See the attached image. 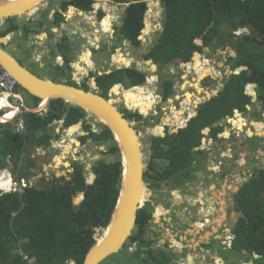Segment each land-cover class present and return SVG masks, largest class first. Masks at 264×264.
I'll return each mask as SVG.
<instances>
[{"label":"flooded vegetation","instance_id":"obj_1","mask_svg":"<svg viewBox=\"0 0 264 264\" xmlns=\"http://www.w3.org/2000/svg\"><path fill=\"white\" fill-rule=\"evenodd\" d=\"M139 1L144 2L145 5L147 3L145 0H42V3H46V8L43 10L39 8L38 13L34 12L29 14V16H22V23L18 24L14 21L16 17L0 19L1 31L10 28L6 33L0 35V43L11 49L12 54L16 56L18 61L21 64L23 62L32 72L46 75L53 80L78 84V86L86 85L90 87L92 79L96 82V75H100V72L103 73L108 69L112 71L122 68H133L135 71L142 73L144 76L142 83L127 89L121 85L120 87L123 93H127L130 99L134 100L129 105V107H133L130 110L133 115L129 117L133 122V127L138 130L140 129L139 125H145L147 127L144 131L145 133L141 130L139 131L143 133V136L147 135L149 137L147 143L149 145L147 147L149 153L148 161L143 174L144 180L148 182V192L145 195L142 207H145L150 213V219H148L141 233L137 225L138 223L135 221V225L131 231V236L135 238L131 241L127 238L121 250L125 248L128 252H135L142 248L146 249V246L140 245L141 238H143L146 241L151 240V243L147 247L152 249L157 257L166 258L170 256L171 258L172 256L170 261H173V264H178L180 259H182L180 262L186 263L187 261L185 259L183 260L187 255L185 248L179 250L167 238L166 240L163 239L157 242L156 235H159L166 227L164 228L163 225L157 226L155 224V221H157L155 206L158 202H161V204L164 202L162 207L170 206V212L166 214V218L169 215V230L172 234H175L178 229L182 231L184 227L190 224L195 225L197 223L195 226L197 227L199 223L204 222L201 218H198L201 214L199 196L202 195L201 192H203L204 188V190L209 191V201L213 207L215 206V202L211 199L210 190L213 189L216 191L221 188L226 193L225 207H233L235 183H230L229 177L231 176L232 180L234 178V165H243L247 161L246 166H244L246 171L242 173L244 177L245 175H250V173L252 175L259 168L258 159L264 156V141H260V139L264 140V100L258 99V89L254 84L251 86L252 91L248 90V84L250 83L246 84L244 93L250 96V102L246 104V111L242 113L237 109H232L233 113L231 115L225 114L210 124L198 127V131L203 136L198 145L190 148V154L194 158L192 162L194 163L188 174L176 171L177 173L175 175L160 179V176L167 175L169 160L152 157V139L155 137H168V140H172L180 129L187 127L190 121L201 113L213 97L220 96L218 93L224 89L228 76L242 70L239 66L232 68L231 60L236 56L234 41L237 36H241L244 33L240 30L237 31L238 25L236 27H225L223 34L224 40L221 43L214 40V45L212 46L202 45L201 39H194L195 44L200 45L202 48L195 50L189 61H174L173 59L165 63H155L152 58L146 57V54L149 53L153 44L157 42V37H159L163 30L164 25L162 27L159 25L162 21L164 22L165 14L162 0H159V3L157 0H153V5L149 7L148 13L144 14L146 20L145 23L143 20L142 29L137 36L139 43L142 42L140 46L135 44L131 38L121 37L119 32V28L126 14V8L130 4ZM155 3L160 13H162L163 19L161 22L157 21L158 23H155L157 24L156 26L153 24V31L147 33L143 28L149 25L147 18L152 12V7ZM87 5L89 6L88 8H86ZM70 21L75 22L73 26L69 25ZM14 24L16 26L15 28L13 27ZM144 24L146 25L145 27H143ZM156 29L158 30L157 32H155ZM15 31L16 33L19 32L20 41L16 40V36L14 35ZM248 31L251 32L249 28ZM142 33L148 34L145 39L143 37L139 39ZM41 34H44V36ZM258 35L259 33L254 37V42H261V40H256ZM143 48L146 49L145 53L142 52ZM204 53L209 58L206 64H203L204 61L200 60V58L206 59L205 56L202 57ZM195 57H197V61L193 65ZM76 63L79 65H76ZM144 63L149 68L144 66ZM156 68L155 73L157 76H152V79H150L151 75L149 74V70ZM76 73L78 74L75 75ZM220 75L221 77H219ZM154 81H159V83L158 87L152 90L149 87L152 86L151 84ZM182 87L191 89L192 94L188 98L189 100H187V93L185 94V90ZM157 89L158 91H156ZM251 96L254 99L251 100ZM105 98L110 99L109 93ZM257 101L262 105L261 109L252 108L256 106ZM20 102L23 103L21 100ZM112 103L122 113H125V110H127L123 108V103L121 104L122 109L119 108V103ZM165 103L166 105H162ZM37 105L38 103L34 106ZM247 111L249 114H246ZM158 113L159 115L157 116ZM255 114H261L260 118L253 119V121L247 118V116ZM236 119L241 126L242 123L244 126L245 122H251L249 126L251 131L245 134L246 142L244 144L241 140L239 143L241 147H238V149L247 146L250 152H256L249 156L247 160H242V162L238 161V156H243L242 151L237 152L238 155H236L234 149L232 153L233 148L237 147L234 146L236 141L234 142L235 138L232 136L237 129L239 130L234 125ZM55 121H59L60 124ZM63 121L64 118L62 117L52 122L57 123V125L59 124V126L54 125L55 123L52 124L54 126V136L50 139L49 144L53 143V138H60L58 137L59 130L63 127H69V125H64ZM75 124L81 128L69 127L67 131L76 132V134L79 130L80 132L76 136V140L72 141V143L69 138L68 142L71 147L68 150L66 144H64L62 148L64 149V153L69 154L75 145H83L86 141H89L90 143H95V146L98 148L97 151L100 153L99 155L105 153L106 148H108L112 156L108 159H93L91 161L94 154L88 151L90 162L83 161L82 158L78 159L77 156H72L73 158L68 160V164H66V156L64 154L65 157H61L60 162L62 163L61 167L64 171L57 175L56 170L59 167L56 168L58 166L56 163L59 160L46 158V156L50 155L48 154L49 150L45 149L49 144L45 146L31 145L28 149L30 152L27 154L32 158L34 166L29 167L27 160H22V181L25 184L35 185L39 189L63 185L72 178L75 168L79 165L85 184L90 185L95 182L98 175L96 167L101 162L110 163L115 160L116 153L119 156V151L115 145L116 141L112 133L103 141L98 142V140L93 139L92 135L100 134L107 128H104L98 121H94L90 114L85 112L83 121ZM217 126L221 127V130L217 131L215 136H212V130ZM224 129H228L230 132V135L229 132L227 133V137L230 136L227 144L228 147L226 145L220 147L214 142L218 138L222 139V136L224 137L226 134ZM56 133L58 134L55 135ZM205 134L208 136L205 138L208 141L203 139ZM211 144H214V146L211 147ZM142 146L144 148L143 144ZM38 148H41V151ZM70 154L73 153L71 152ZM219 154L221 156L223 155L224 159H218L217 156ZM203 164H206L208 171L203 168L205 166ZM33 168L37 169V173L34 172ZM27 169L29 172H27ZM88 171H92V181L90 182L87 181V177L85 176ZM175 176L176 178L174 179L173 177ZM223 177L226 178L221 180ZM201 180H204V182ZM223 184L224 187L221 186ZM82 193L83 191L75 193L72 199L73 203L76 202L78 197L81 196L82 198L84 196V193L83 195ZM163 193L166 195L164 201L161 198ZM192 197H197V199H192ZM190 201H194L192 206L189 204ZM226 219H229V217L227 216ZM159 220L161 221V219ZM208 231L209 241L211 239H218L216 232H213L210 228H208ZM178 235L179 232L176 233L175 241H179ZM190 250L193 249L191 248ZM210 259L211 264H215L214 259ZM206 262L207 264L209 263L207 260ZM195 263L198 264L196 261ZM152 264H155V262H152Z\"/></svg>","mask_w":264,"mask_h":264},{"label":"trees","instance_id":"obj_2","mask_svg":"<svg viewBox=\"0 0 264 264\" xmlns=\"http://www.w3.org/2000/svg\"><path fill=\"white\" fill-rule=\"evenodd\" d=\"M162 5L165 9L163 30L146 54L155 63L173 59L189 61L193 52L202 48L195 44L194 39H201L202 45L212 46L214 40L221 43L225 27H236L244 23L251 31L237 36L234 41L237 54L231 60V67L243 68L239 73L228 76L224 89L218 93L220 96L213 97L187 127L174 135L175 139H152V157L169 160L167 175L160 176V179H165L178 171L188 174L192 168L194 158L190 154V148L198 145L203 136L198 127L210 124L225 114L231 115L232 109L242 113L246 111V104L250 102V96L244 93L246 84L250 83L249 91H252L251 86L254 84L258 89V99L264 100V0H162ZM88 7L87 5L86 8ZM145 10L146 5L142 1L130 4L119 28L121 37L131 38L138 46L140 43L137 36L142 29ZM7 30H2L0 35ZM257 33V38L261 40L258 43L253 41ZM196 61L197 57L194 58L193 65ZM143 81L142 73L133 68H122L96 75L95 83L99 93L106 97L115 83L130 87ZM69 84L76 86L71 82ZM17 87L21 89L18 85ZM80 87L88 89L86 85ZM31 97L34 99V106L39 99ZM140 110L142 111L141 108ZM84 113L82 108L58 98L50 99L40 111H23V131L13 129L14 120L0 122V168L11 164V171L22 177L23 159L27 160L29 167L34 166L32 158L26 154L29 146H45L50 143L54 136L52 122L63 117L64 125H72L82 122ZM125 114L129 117L133 115L128 110H125ZM70 127L79 128L77 124ZM219 130L221 127L213 128L212 136ZM109 136L108 129L92 135L98 142ZM96 170L98 175L90 185L85 184L77 165L72 178L63 185L39 189L35 185L26 184L22 192H2L0 264H27L18 253H14L16 248L34 256L35 264H82L86 252L95 243L96 229L106 227L111 217L119 190V157L110 163L101 162ZM78 191H83L84 196L80 202L73 203V196ZM263 196L264 167H261L234 194V210L240 212V216L233 227L232 248L238 251L244 249L259 256L261 260L252 264H264ZM148 219L150 213L147 209H139L136 222L140 233ZM133 238L135 237L131 236L129 240ZM150 243L151 240L141 238L140 245L146 246V249L128 252L124 248L109 255L100 264H110L113 260H120L118 264H126L128 260L134 261V264H167L172 259V256L157 257L147 247Z\"/></svg>","mask_w":264,"mask_h":264},{"label":"water","instance_id":"obj_3","mask_svg":"<svg viewBox=\"0 0 264 264\" xmlns=\"http://www.w3.org/2000/svg\"><path fill=\"white\" fill-rule=\"evenodd\" d=\"M157 1L159 3V0ZM39 8L41 10L46 8L42 0H0V19L16 17L17 22L22 23V16H29L34 12L38 13ZM162 19L163 16L160 13L158 21L161 22ZM73 23L75 22L70 21L69 25L73 26ZM159 25L162 27L164 22L162 21ZM139 39L141 38L139 37ZM142 52L145 53L146 49L143 48ZM0 64L16 80L22 90L37 97L40 104L43 102L41 106L39 104L36 107H27L26 111H40L46 107L50 99L60 98L65 103L82 108L92 116L94 121H98L112 133L116 141V148L119 151L121 164L118 195L108 224L102 228L105 229V232H101L103 235L99 239L95 237V243L88 249L82 262V264H100L102 260L108 259L109 255L117 253L123 248L125 241L132 234L137 212L142 207L148 192V182L143 178L146 169L141 144L143 133L133 127V122L129 116L119 111L116 105L99 93L94 79H92L90 87L84 90L78 84L75 86L64 81L50 79L40 73L36 74L29 70L30 68L23 62L21 64L12 54L11 49L1 43ZM109 72L111 70L108 69L103 73ZM103 73L100 72L99 74ZM117 85L120 86L121 84ZM121 86L124 88L123 85ZM58 139L53 138L52 142L56 143ZM39 150L41 151V148ZM204 189L199 200L200 212L201 209L210 210L213 207L209 201V191ZM194 198L192 197V199ZM193 202L190 201V206ZM201 220H205V218ZM184 259L187 261L186 263L178 264H196L192 256L189 258L185 256ZM168 264H173V261L168 262Z\"/></svg>","mask_w":264,"mask_h":264},{"label":"crops","instance_id":"obj_4","mask_svg":"<svg viewBox=\"0 0 264 264\" xmlns=\"http://www.w3.org/2000/svg\"><path fill=\"white\" fill-rule=\"evenodd\" d=\"M14 21L17 22L16 19ZM16 31L14 35L16 36V40H19L20 34L19 32L16 33ZM41 35L44 36V34ZM221 186L224 187V184ZM237 189L238 187L234 186L235 192ZM211 190L210 195L213 202H215V206L210 210L201 209V214L198 218H205V220H202L204 222H198L199 224L197 227H195L197 223H195V225L190 224L189 226L184 227L182 231L178 229L175 234H172L169 230V215L168 218H166V214L170 212V206L162 207L164 202L162 204L161 202H158L155 206V216L157 218L155 224H157V226L163 225V227L166 228L164 231L162 230L159 235H156L155 238H157V242H160L163 239L166 240L167 238L169 242L171 244L173 243L174 246H177L179 250L185 248L187 258L192 256L198 264H207L206 260L209 261L208 264H211L210 258H212V260L214 259L215 264H252L255 261H260L261 259L259 256L254 253L248 252L244 249L238 251L232 248V241L234 238L233 227L240 216V212L234 210V204L231 208L225 207L226 193L223 188L220 190L217 189L216 191L213 189ZM165 196V193L161 196L163 201L165 200ZM227 216L229 219H226ZM159 219H161V221ZM208 228L213 232H216V236L218 237L217 240L211 239L209 241ZM177 232H179V241H175ZM227 234L231 237V241L224 243ZM160 237H162V239H160ZM191 248L193 250H190ZM181 260L182 259H180V261ZM180 261L178 263H181Z\"/></svg>","mask_w":264,"mask_h":264},{"label":"rangeland","instance_id":"obj_5","mask_svg":"<svg viewBox=\"0 0 264 264\" xmlns=\"http://www.w3.org/2000/svg\"><path fill=\"white\" fill-rule=\"evenodd\" d=\"M145 2H147L146 3V10H145V12H144V14H147L148 13V9H149V7L152 5V3H151V1H149V0H145ZM154 17H156V16H153V17H151V18H149L150 20L151 19H158L157 17L156 18H154ZM159 17V16H158ZM143 20H144V23H145V20H146V16L144 15V18H143ZM151 23L152 24H154L155 25V23H158V22H155L154 20H151ZM146 25L144 24V26L143 27H145ZM110 27V26H109ZM143 29H145V28H143ZM159 29V28H158ZM241 29V31L242 32H249L246 28H243V27H241L240 28ZM158 30L156 29V31L155 32H157ZM147 35L148 34H145V33H142L141 35H140V38H142L143 37V39H145L146 37H147ZM257 38V37H256ZM257 41H259V38H257L256 39ZM144 42V41H143ZM142 43V42H141ZM115 47H117V46H115ZM113 52V51H112ZM203 56H205L206 57V54L204 53V54H202V57ZM208 59L209 58H207L206 57V61H208ZM200 60H202L201 58H200ZM148 61V60H147ZM147 61H144V62H147ZM148 63V62H147ZM76 65H79V64H77L76 63ZM144 66H146L147 68H149V66H147V65H145V63H144ZM156 70H157V68L156 69H153V70H149V74L151 75V78L150 79H152V76H157V74L155 73L156 72ZM220 70V69H219ZM221 71V70H220ZM79 72V71H78ZM78 73H76L75 75H77ZM219 77H221V75L219 76ZM179 82V81H178ZM158 83H159V81H154L153 83H152V86L151 87H149V88H152V90H155V88L156 87H158ZM113 88V87H112ZM183 88V90H185V94L186 93H190V94H192V91H191V89H189V88H187V87H182ZM156 91H158V89L156 90ZM18 92L20 93V95H19V97L21 98V99H24L25 101H26V103L27 104H25L27 107H32L33 106V102H34V99L31 97V95L28 93V92H26V91H24V90H22V89H18ZM109 95H110V101L111 102H117V103H119V108H121L122 109V107H121V104L123 103V108H127L125 105H128V107H129V105H131V103L134 101V100H132V99H130V97H129V95L127 94V93H123L122 92V88L120 87V86H117V88L115 89V92H114V88H113V90H110V93H109ZM28 99H29V101H28ZM154 99V98H153ZM252 99H254V97L253 96H251V100ZM38 105H39V102H38ZM162 105H166V103L165 104H162ZM165 107H167V106H165ZM261 107H262V105L257 101V103H256V106L255 107H252V108H257V109H261ZM10 109H14V108H12V107H9V110ZM127 109H129V108H127ZM130 110H132V109H130ZM130 110H128V111H130ZM246 114H249V112L247 111L246 112ZM159 115V113L157 114V116ZM260 116H261V114H255V115H252V116H247V118H249V120H251V121H253V119H258V118H260ZM243 117V116H242ZM246 118V119H247ZM241 119V118H240ZM57 120V119H56ZM242 120V119H241ZM3 121V120H2ZM55 122H58L59 124H60V122L59 121H55ZM54 122V123H55ZM242 122H243V120H242ZM53 123V124H54ZM235 123H239V121L236 119L235 121H234V124ZM250 121H248V123L247 122H245V125L243 126V123H242V126L241 127H238L239 128V130L237 129L236 131H235V133L234 134H232V136L235 138V140H234V146H237L236 148H233V150H232V153L234 152V149H235V151H236V155H238V153L237 152H240V151H242V154H243V156L242 157H240V156H238V161H240V162H242V160L243 161H245V160H247V158L249 157V156H251L252 154H255L256 152H250L249 150H248V148H247V146H244V144H245V142H246V138H245V134H246V132H249L250 133V128H249V126H250ZM59 124L57 125V123H55L54 125H56L57 127L59 126ZM249 124V125H248ZM257 126V125H256ZM255 126V127H256ZM79 127V129L81 128L80 126H78ZM227 128H228V126H226ZM139 130H141L142 132H144L146 129H147V127L145 126V125H139ZM263 128H264V125H263ZM67 127H63L61 130H59V136L58 137H60L61 139H62V141L61 142H63V146H64V138H65V136L66 137H70V140H71V143H72V141H75L76 140V136L79 134V132H80V130L78 131V133L76 134V132H68L67 131ZM229 129V128H228ZM228 129H224V131H225V135H224V137L222 136V139L221 138H218L217 140H215L214 142L215 143H217V145H219L220 147H222V146H225L226 145V147H228V142H229V139H230V132H229V130ZM241 129V130H240ZM96 130L97 131H99L98 130V128H96ZM138 130V129H137ZM245 130V131H244ZM260 131V130H259ZM258 131V132H259ZM160 132V131H159ZM229 132V137H227V133ZM145 133V132H144ZM53 134H54V132H53ZM55 135H57V133L55 134ZM208 136L205 134V136L203 137V139H205V138H207ZM59 138V139H60ZM59 139H58V142H56L57 144L59 143ZM148 139V140H147ZM206 140V139H205ZM243 141L244 142V144H243V146L244 147H242L241 149H238V147H241V146H239V143H240V141ZM148 141H149V137L147 136V135H144V136H142V139H141V143L144 145V148H143V157H144V162H145V165H147V161H148ZM206 141H208V140H206ZM260 141L262 142V141H264V140H261L260 139ZM56 143H51V144H49V146H47L45 149L46 150H49V153L48 154H50L49 156H46V158L48 157V158H50L51 157V155L52 154H56V157H55V159L57 158V159H59V161H58V163H56V164H58V166H56V164H55V166H56V168H58L57 170H56V172H57V175H59L60 174V172H62V171H64V169L61 167L62 166V163H60L61 162V157L62 158H64L65 156H66V164H68L67 163V161L68 160H70V159H72L73 157L72 156H74V157H76L77 156V158L78 159H80V158H82V160L83 161H88V162H90V159L88 158V155H89V152L88 151H91V152H93V154H94V156H92V159H91V161L93 160V159H108L110 156H112L111 155V153L109 152L110 151V149H108V148H106V151H105V153H103V154H101V155H99L100 153L97 151L98 150V148H97V146H95V143H90L89 141H86V143L85 144H83V145H79V144H77V145H75L73 148V150L72 151H70V153L72 152L73 154H67V153H64L63 152V150L64 149H61L60 147H58V146H55V144ZM76 143V142H75ZM207 145H209V144H207ZM86 146H87V148H86ZM214 146V144H211V147H213ZM69 149V148H68ZM67 149V150H68ZM102 149H104V147H102ZM66 150V151H67ZM65 151V152H66ZM261 152H263V150H261ZM64 154H65V156H64ZM92 154V155H93ZM64 156V157H63ZM119 156H118V154L116 153V155H115V159H117ZM208 157H210L209 155H208ZM218 157V159H224L223 158V155L221 156L220 154H219V156H217ZM240 159V160H239ZM82 161V162H83ZM264 156H262V157H260L259 159H258V162H259V168H261V167H264ZM205 163H207V162H205ZM209 164V163H208ZM246 164H247V161H245V164H243V165H234V171H233V180H232V177L230 176V174H229V178H230V183H235V187H240L250 176H251V173H250V175H245V177H244V174L242 173V172H245L246 170H245V167L244 166H246ZM203 165H205L203 168L206 170V171H208V168H207V166H206V164H203ZM201 166V165H200ZM258 168V169H259ZM4 170H7V171H9L11 174H12V176L14 177V179H20V177L19 176H17L14 172H12L11 171V164H9ZM33 170H34V172L35 173H37V169L36 168H33ZM240 174V175H239ZM86 177H87V181L88 182H90V181H92V171H88L87 172V174L85 175ZM18 177V178H17ZM226 177H223L221 180H224ZM244 179V180H243ZM202 182H204V180H201ZM264 197V196H263ZM172 198V197H171ZM174 198V197H173ZM81 201V196L80 197H78L77 199H76V203H78V202H80ZM102 232V229L101 228H97L96 229V232H95V237H97L98 235H100V233ZM15 251V250H14ZM120 262V260H118V261H115V260H113L112 261V263H110V264H118ZM126 264H134V261H130V260H128V262L126 263Z\"/></svg>","mask_w":264,"mask_h":264},{"label":"built area","instance_id":"obj_6","mask_svg":"<svg viewBox=\"0 0 264 264\" xmlns=\"http://www.w3.org/2000/svg\"><path fill=\"white\" fill-rule=\"evenodd\" d=\"M17 82L16 80L1 66L0 64V99L4 106L0 107V111H2V115L4 116L6 113H9L8 106L15 107L17 110L15 115H18L14 122V130L20 131L23 129L24 121L21 113L23 109H25L24 103H21V98L16 93ZM22 101V100H21ZM1 119V118H0ZM22 191V186H17L15 183L10 186L8 191ZM13 214V213H12ZM226 240L224 243L230 242L231 237L227 234L225 236ZM14 253H18L23 261H26L27 264H35L36 258L34 256H29L27 253H24L21 249L16 248ZM73 264V263H71Z\"/></svg>","mask_w":264,"mask_h":264},{"label":"bare ground","instance_id":"obj_7","mask_svg":"<svg viewBox=\"0 0 264 264\" xmlns=\"http://www.w3.org/2000/svg\"><path fill=\"white\" fill-rule=\"evenodd\" d=\"M149 1H151V3H152V5H153V0H149ZM153 9H152V12L150 13V15L148 16V18H147V21H148V24L149 25H147V27H145V32H147V33H150V32H152L153 31V24L151 23V20H154V21H158V19H149V18H151V17H153V16H156L157 18H158V16H160V11H159V8L156 6V3H155V5L152 7ZM156 17H154V18H156ZM157 24H155V26H156ZM206 63H208L207 61H206V59H204V62H203V64H206ZM209 67V66H208ZM214 70V69H213ZM152 85V84H151ZM184 86V85H183ZM198 86V85H197ZM208 93V92H207ZM190 95L191 94H188L187 93V100H189L188 98L190 97ZM111 102V101H110ZM196 102V101H195ZM43 103V102H42ZM42 103H41V105H42ZM112 103V102H111ZM5 105V102H3V104H2V102H1V99H0V107L1 106H4ZM40 105V106H41ZM9 107H11V105L10 106H8L7 108H8V110H9ZM13 108V107H12ZM16 109H15V107H14V109H10L9 110V113H6L4 116H1V119H0V121L1 122H6V121H11L12 120V115H14V113H16ZM3 120V121H2ZM236 127H241V125L239 124V123H235L234 124ZM69 138L70 137H66L65 136V138H64V143L66 144V146H67V149L69 148V147H71L70 146V143L68 142L69 141ZM61 139V138H60ZM62 141V139L61 140H59V142L60 143H56L55 144V146H60V145H63V142H61ZM58 142V141H57ZM64 152V151H63ZM9 172V171H8ZM12 184H13V182L11 181V178H10V175L7 173V171L6 170H4V171H0V188L1 189H8L10 186H12ZM103 233L105 232V229L102 231ZM103 233H101V235L98 237V239L103 235Z\"/></svg>","mask_w":264,"mask_h":264},{"label":"clouds","instance_id":"obj_8","mask_svg":"<svg viewBox=\"0 0 264 264\" xmlns=\"http://www.w3.org/2000/svg\"><path fill=\"white\" fill-rule=\"evenodd\" d=\"M241 27L246 28V29L248 30V27H247L244 23H241V24H239V25L237 26V31H239V30L241 31V29H240ZM243 33H246V32H243ZM140 45H141V42H140ZM236 54H237V53H236ZM239 67H241V66H239ZM241 68H243V67H241ZM236 73H239V72H235L234 74H236ZM117 84H121V85H123L124 88H126V89L129 88V87H126V86H125L124 84H122V83H115V84L112 85V87L115 88L116 86H119V85H117ZM17 85H18V84H17ZM112 87L109 89L108 93H110V90H113ZM130 87H133V86H130ZM16 90H17V89H16ZM16 93H17L18 95H20V93H19L18 91H16ZM21 100L23 101L24 105L27 104L26 101H25L24 99H21ZM109 100H110V99H109ZM38 102H39V104H40V101H38ZM112 104H113V103H112ZM37 106H38V105H37ZM46 106H47V105H46ZM125 106H126L127 108H129V109L124 108V109H127V110H130L131 108H133V107H128V105H125ZM32 107H36V106H32ZM26 108H27V106L25 105V109H23V111H25ZM43 109H44V108H43ZM23 111H22V112H23ZM2 114H3L2 111H0V116H3ZM17 116H18V115H15V117H14V115H12V120H14V122H15ZM12 120H11V121H12ZM23 121H24V120H23ZM0 122H1V121H0ZM14 122H13V126H14ZM74 124H75V123H74ZM72 125H73V124H72ZM69 127H70V125H69ZM13 129H14V127H13ZM23 129H24V126H23ZM23 129H22V131H23ZM20 131H21V130H20ZM59 140H60V139H59ZM53 143H54V142H53ZM59 143H60V142H59ZM38 146H39V145H38ZM30 147H31V146H29V148H30ZM59 147L62 149V148H63V145H60ZM38 149H39V148H38ZM28 152H30V151L28 150ZM28 152H27V153H28ZM27 153H26V154H27ZM32 153H34V152H32ZM55 157H56V154H52L51 157H50V159H51V160H59V159H57V158L55 159ZM47 158H48V157H47ZM4 169H5V168H3V169L0 168V171H4ZM6 171H7V170H6ZM7 173L10 175V178H11V181L13 182V184L15 183L17 186H22V191H23V186H25L26 184L22 181V177H20V179H14V177L12 176V174H11L10 172L7 171ZM243 180H244V179H243ZM9 188H10V187H9ZM9 188H8V189H9ZM8 189H1V188H0V194H1L2 192H14V191H8ZM16 191H17V190H16ZM22 191H21V192H22ZM82 198H83V197H82ZM82 198H81V200H82ZM75 203H76V202H75ZM13 214H14V212H13ZM104 228H105V227H104ZM130 236H131V235H130ZM72 263H73V262H72Z\"/></svg>","mask_w":264,"mask_h":264}]
</instances>
